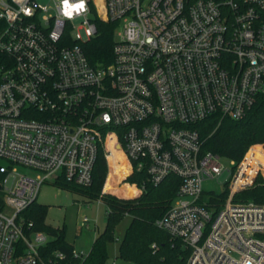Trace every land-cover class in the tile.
I'll return each mask as SVG.
<instances>
[{"label": "built area", "instance_id": "obj_1", "mask_svg": "<svg viewBox=\"0 0 264 264\" xmlns=\"http://www.w3.org/2000/svg\"><path fill=\"white\" fill-rule=\"evenodd\" d=\"M102 2L86 0L87 12L68 19L61 0L54 14L40 0H0V158L9 161L0 164V264H55L41 253L52 236L20 214L52 175L91 184L100 151L115 170L124 159L126 176L180 177L156 225L190 249L186 264H264V204L234 198L261 160L241 180L245 158L227 168L187 126L242 118L264 92V0ZM98 19L119 21L106 65L82 48ZM17 164L38 173L16 174ZM225 170L229 193L217 206L203 181Z\"/></svg>", "mask_w": 264, "mask_h": 264}, {"label": "trees", "instance_id": "obj_2", "mask_svg": "<svg viewBox=\"0 0 264 264\" xmlns=\"http://www.w3.org/2000/svg\"><path fill=\"white\" fill-rule=\"evenodd\" d=\"M103 4L102 0H98ZM119 21L97 20V33L82 43V48L93 65H106L113 60V47ZM197 130L202 140V151H213L223 157L240 162L254 144H264V92L259 93L247 113L239 119L213 114L187 125ZM254 160H261L264 166V149L255 146L246 155L239 178L254 168ZM118 170V171H117ZM117 170L111 171L107 158L100 151L95 162L93 180L89 185H80L66 178L55 182L61 187H71L91 200L101 199L107 207V221L103 231L96 236L85 258L73 254L74 245L66 240V225L54 226L46 222L48 205L33 201L21 212L31 229L42 230L52 236L41 248L46 261L55 264H105L107 244L114 240L115 226L129 214L131 222L119 246V257L134 264H186L190 249L179 238H173L166 230L156 225L176 196L180 177L170 174L155 185L147 180L144 172L135 171L129 176H121L127 170L123 159ZM2 173L0 172V178ZM144 184V188H142ZM225 190L211 199L212 204L221 205L229 193ZM109 192H103V189ZM0 190V209L4 207ZM235 200L264 202V176L259 175L253 186L235 194ZM21 242V241H20ZM156 243L157 246H153ZM21 244V243H20ZM62 251L64 258L55 257Z\"/></svg>", "mask_w": 264, "mask_h": 264}, {"label": "rangeland", "instance_id": "obj_3", "mask_svg": "<svg viewBox=\"0 0 264 264\" xmlns=\"http://www.w3.org/2000/svg\"><path fill=\"white\" fill-rule=\"evenodd\" d=\"M40 2L43 5H50V8L46 12L47 14L55 13L53 0H40ZM75 23L79 24V20H76ZM255 146L264 148V144L252 145L244 155L243 159L246 157L251 148ZM117 157L119 160H122L121 155H118ZM222 162L229 169H233L236 165V163H233L227 157H223ZM1 163L8 165L9 161L4 158H0V164ZM108 166L111 171H115L109 162ZM15 173L33 176L38 172L33 168L17 164ZM127 174L129 173L126 172L121 175L126 176ZM254 174H256L255 179L247 187L253 186L259 175L264 176V168H259L257 172H254ZM229 177V171L225 170L224 173L217 178L214 177L205 179L203 181V188L205 192H223L226 187L225 182L229 179ZM103 192H109V190L104 188ZM37 201L48 205L46 222L60 227L66 225V240L74 245L75 250L88 254L96 236L105 228L107 221V207L105 203L101 199L91 200L71 187L61 188L55 182L54 175L50 176L42 184L37 196ZM262 204H264V202H262ZM85 217L87 220H84ZM130 222L131 216L126 214L116 224L114 240L109 241L107 244L108 256L105 264H112L113 262L116 264H134L119 257L120 242L124 237Z\"/></svg>", "mask_w": 264, "mask_h": 264}, {"label": "clouds", "instance_id": "obj_4", "mask_svg": "<svg viewBox=\"0 0 264 264\" xmlns=\"http://www.w3.org/2000/svg\"><path fill=\"white\" fill-rule=\"evenodd\" d=\"M63 15L68 19H72L74 14L78 15L87 12L86 0H61ZM25 15H31V9H23Z\"/></svg>", "mask_w": 264, "mask_h": 264}]
</instances>
